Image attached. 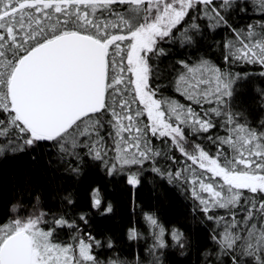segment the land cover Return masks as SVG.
<instances>
[{
	"label": "snow or ice",
	"instance_id": "1",
	"mask_svg": "<svg viewBox=\"0 0 264 264\" xmlns=\"http://www.w3.org/2000/svg\"><path fill=\"white\" fill-rule=\"evenodd\" d=\"M0 264H264V0H0Z\"/></svg>",
	"mask_w": 264,
	"mask_h": 264
},
{
	"label": "trees",
	"instance_id": "2",
	"mask_svg": "<svg viewBox=\"0 0 264 264\" xmlns=\"http://www.w3.org/2000/svg\"><path fill=\"white\" fill-rule=\"evenodd\" d=\"M16 165L12 161L0 162V179L7 181L15 172Z\"/></svg>",
	"mask_w": 264,
	"mask_h": 264
}]
</instances>
